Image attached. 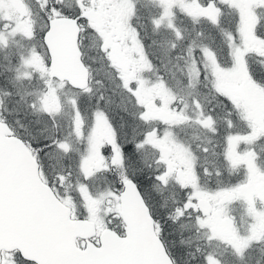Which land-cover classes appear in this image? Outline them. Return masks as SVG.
Here are the masks:
<instances>
[{"label": "snow or ice", "instance_id": "6c2138e0", "mask_svg": "<svg viewBox=\"0 0 264 264\" xmlns=\"http://www.w3.org/2000/svg\"><path fill=\"white\" fill-rule=\"evenodd\" d=\"M5 2L0 0V47H7L8 37L17 34L34 39L36 21L31 10L17 20L15 15H4ZM221 2L235 9L239 17L235 35L224 33L229 61L222 64L214 50L196 45L194 40L187 45L186 86L195 93L189 106L163 76L153 81L143 75L155 65L141 30L132 24L136 15L133 0H90L88 4L77 0L75 13L66 11L62 0H43V53L34 47L27 56L21 55L9 83L14 86L38 74L45 90L30 93L37 97L30 107L47 116L52 125L51 131L47 126L37 128L36 134L26 139L0 115V264H177L164 228L141 191L137 170L132 175L127 172L128 149L140 154L145 148L155 153L152 162L140 158L151 170L152 187L162 194L173 182L181 191L182 199L168 217L172 223L194 222L198 232H206L209 244L219 241L241 260L256 245L264 251V167L258 163L259 154L249 147L264 140V77L257 76L249 63V57L256 56L264 66V34L256 27V9L264 8V0ZM158 3L162 12L152 19L153 28L159 29L167 21L165 26L177 41L184 37L173 22L174 8L193 24L206 19L213 27L219 26L222 13L215 0L206 4L202 0ZM109 9L115 15L98 22L100 13ZM85 30L99 39L110 78L134 102L137 111L128 114L145 125L141 132L133 126L127 140L121 141L107 111L100 106L103 95L94 108L87 109L82 103V97L93 92L91 68L81 50V32ZM176 47L172 43L169 51ZM121 57L128 59L126 65ZM176 59L184 57L178 54ZM65 86L76 90L69 100L73 116L68 134L84 143L74 185L70 183L71 164L55 172L46 162L54 151L65 155L71 151L55 122L63 108L58 91ZM201 89L205 103L199 98ZM85 110L90 120L87 132ZM123 110L127 112V108ZM189 123L218 138L208 143L224 168L202 166L190 145L176 135L175 129ZM201 150L208 153L209 148ZM114 169L120 170L114 186L93 191L89 181ZM225 173L227 184L220 179ZM202 177L209 179L208 186L201 184ZM237 201L245 205L249 217L245 234L228 210V205ZM187 222L181 223V228L189 227ZM188 256L197 264H220L213 253L204 254L200 247Z\"/></svg>", "mask_w": 264, "mask_h": 264}, {"label": "trees", "instance_id": "16d2710c", "mask_svg": "<svg viewBox=\"0 0 264 264\" xmlns=\"http://www.w3.org/2000/svg\"><path fill=\"white\" fill-rule=\"evenodd\" d=\"M207 1V0H204ZM29 4V3H28ZM63 6V5H61ZM219 7L226 8L224 5H221V3L218 5ZM30 7V4H29ZM41 6L39 7V19L37 20V23H35V31H36V37L34 39L28 40L25 38H19L17 35H15V39H11L8 41L7 47H0V106H5V99L6 97L2 89H12V90H25L30 89L28 93L22 96L11 94L10 98H12V101L10 100V105L13 102V106L22 109L21 114L26 117L27 122L30 123L33 122L34 126L37 124L36 121L39 120L40 123L42 122L43 115H38L35 113L34 109L30 107V105L36 101L37 97L35 94L30 93H39L41 92L44 83L39 78L38 74L33 73L31 79H22L21 81L17 82L14 86L9 83V80L13 79L16 75L14 69L19 66L20 64V56L24 55L26 56L28 54L29 44L32 43L33 47L35 46L37 50H40L41 47V40H40V33L43 27V13L40 11ZM66 11H70L72 13H75L76 6L74 8L68 9L64 8ZM142 10V9H141ZM230 15V13H229ZM180 16V13H177V18ZM227 21L233 23V17L230 18L226 16ZM221 23H224V21L220 20L219 25ZM177 25L181 29H185L187 34H183V40L177 41L176 37L169 38L170 33L167 31V29H156L154 30L153 27L149 26L148 24L144 26V28L141 29V37L144 41L146 51L148 56L152 59L153 64L155 65V68L151 72H145L150 80H154L157 78V76H163L165 80L167 81L168 85L172 88V90L177 94L178 97H182L185 101L188 102V104H191L192 96L195 95L192 89L188 88L187 81L185 79V60L187 59L185 52L187 45L195 41L196 45H200L197 41H205L209 39V35L203 34L201 32V35H197L196 30L200 27L202 28V31H208L211 30V24L210 22L206 21L201 24V26L197 29H193L191 25H189L188 22L180 20L178 18ZM183 27V28H182ZM216 27V33H211V42H209V45L211 43L214 50L218 51L219 58L221 59L220 62L224 64L223 58H226V60H229L228 55V47H227V40L225 38L223 31V35L221 34V28L220 30ZM163 33H160V32ZM89 40L87 41V39ZM216 40H219L220 42L217 43L218 46H215ZM39 41V44H38ZM87 43L92 44V48L88 49L86 47ZM99 39L93 35H89V31L85 30L81 32V50L83 52V59L90 65L91 68V78L89 80V83L93 89V92L90 97L85 96L84 97V103L87 107V109L94 108L97 104V98L100 95L104 96V100L100 101V106L104 108L107 111V114L111 118V121L113 125H115L121 141L129 139L133 132H131V129H133V126L136 127L137 132H141L144 130V124L141 123L139 120H133L132 117L129 115L127 118V113H133L137 111V108L135 107L134 102H130V97L125 94L119 87L116 86L115 82L110 78L109 76V68L107 67L106 61L103 59L102 54L99 51ZM172 43H176L177 47L174 52L169 51L170 46ZM18 47V49H17ZM42 51L43 48L41 47ZM162 49H164V54L162 53ZM180 55L184 57V59H176L177 55ZM252 70L255 72H259L264 77V68H260L257 63L253 62ZM9 69H12L11 71ZM28 71H31V69H28ZM99 82V83H98ZM71 89V87H69ZM68 89V90H69ZM73 89V88H72ZM185 89V91H183ZM201 95L200 100L201 103H205V97L203 95V89H201ZM106 95L108 97L113 99H106ZM14 98L17 100L13 101ZM15 102V103H14ZM5 109H9L10 107L5 106ZM122 108H127V112L124 110H121ZM12 112V111H11ZM13 113V112H12ZM0 115L2 113L0 112ZM15 115V114H14ZM12 117V115H10ZM16 116V115H15ZM19 116V115H18ZM59 120V117H57ZM7 119V118H6ZM18 119H22V117H18ZM9 123V118L7 119ZM26 121V120H24ZM60 121V120H59ZM62 122V121H61ZM32 123V124H33ZM11 124V123H10ZM61 127L59 126V130ZM237 130H241L239 127H237ZM129 132V134H127ZM17 133V132H16ZM18 134V133H17ZM210 134V133H209ZM20 135V134H19ZM209 139L213 140V143H215V139L210 134ZM203 140L201 138L193 139L190 143L193 146L194 151L198 155H202L203 151L201 150L203 148ZM260 142V141H259ZM256 142V143H259ZM207 147L212 150L213 145L211 143L206 142ZM199 146V147H198ZM148 148H145V150L137 154L131 149H128L130 155L128 156L126 160V168L129 175L133 174L134 170L136 171V175L139 177L140 185H141V191L146 199V201L149 203V205L152 207L156 218L160 221L162 227L164 228V237L167 242V245L172 252L173 256L177 260V264H188V262L191 260L188 256V253L195 252L194 247V239L191 241L190 244H187L185 242V239L192 238L196 236V231H194L190 226L187 228H180V223H172L169 217V213L173 212V209L177 206L180 200L181 191L178 188V186L173 183L169 182L168 186L163 188L162 194L157 192L152 187V181L150 180L151 176V170L144 167L143 164H141V156L145 157L148 162H152L155 158V156L148 151ZM220 149L217 148L216 151H219ZM260 153V151H258ZM208 161L206 162V165L208 168H213L214 166H219L220 168H224L222 162L215 156V159L207 157ZM202 166L203 164L200 163ZM139 169H143V171H139ZM115 171V173H114ZM119 169L111 170L107 173H100V178L103 180H111L114 179L116 181L119 173ZM112 178V179H111ZM224 183L225 180H227V183L229 181V177L227 173L223 177L220 178ZM212 180H215L213 178ZM114 181V182H115ZM169 198L168 199V197ZM163 201V203H161ZM178 226V227H177ZM184 241L183 244H181V240ZM202 249V248H201ZM203 250V249H202ZM204 253V252H203Z\"/></svg>", "mask_w": 264, "mask_h": 264}, {"label": "rangeland", "instance_id": "374dc122", "mask_svg": "<svg viewBox=\"0 0 264 264\" xmlns=\"http://www.w3.org/2000/svg\"><path fill=\"white\" fill-rule=\"evenodd\" d=\"M13 2H12V0H6L5 4L3 5L4 15H6V16L9 14L15 15L16 19L18 20L20 14H22L24 11L30 9L32 14H33V18L35 19V21L37 23V20L39 19V15H41L39 13V7L41 6L43 0H13ZM15 2L19 3L20 6L23 5V9H22V7H20V8L16 7L14 5ZM89 2H90V0H84L85 4H88ZM28 3L30 4V7H29ZM133 3L135 4L136 15L132 19V24H134L140 30L142 28H144V26L147 24L149 26L153 27L152 19L153 18H159L161 15V12H162V8L159 5L158 0H133ZM202 3L206 4L207 1L202 0ZM220 3H221V5H224L226 8L222 9L221 7H219L218 5ZM215 4L217 7H219L221 9L222 14H221L219 20L224 21V23H221L217 29L220 30V28H221L226 33L231 32V33H233V35H235L236 26H237V22H238V18H239L237 11L233 8L228 7L226 4L222 3L221 0H215ZM62 5H63L62 6L63 8L71 9L77 5V0H62ZM173 11L176 12V16H175L173 22H174L175 26L181 30L182 34H187V33L183 27H182L183 29H181L177 25L178 18H180V20H182V21L188 22L189 25H191L193 27V29L199 28L202 23L207 21L206 19H201L199 23L193 24L189 18H187L186 16H184L180 13L178 8H174ZM177 13H180V16L178 18H177ZM229 13H230V15H229ZM256 14L259 18V22L256 26L257 30L260 31L262 34H264V8L256 9ZM109 15H115V12L111 9H109L107 12L102 11L100 13V15L97 17L98 22L103 23L105 17H107ZM226 16L229 17V20H230V18L233 17V23L227 21L228 18L226 19ZM166 24H167V21H165L164 25H162L159 29L160 30L167 29V31H169L170 36H171L169 38H174L175 35H174L173 31L170 30L169 28H167L165 26ZM198 32H201L203 34L207 33L209 35L208 36L209 39L205 40V41L199 40L197 42L200 43V45H207L212 50H214L212 47L213 43H211L209 45V42L212 41L211 40V33L217 32L216 27L211 26V30H208V31H202V28L200 27L199 29L196 30V33H198ZM160 33H163V32L161 31ZM90 34L93 35L92 33L89 32V35ZM220 35H223V32H221ZM17 36L20 39L24 38L20 34H17ZM11 39H15V36H9L8 37V41H10ZM88 40H89V38L87 39V41ZM219 42H220L219 40H216V43H215L216 47L218 46L217 43H219ZM38 44H39V41H38ZM34 47H33L32 43L29 44V49L27 50L28 53ZM86 47L88 49H91L92 44L87 43ZM93 48H95V47H93ZM17 49H18V47H17ZM38 51L43 53L41 47H40V50H38ZM214 52L216 53V56L220 61L221 59L219 58L218 51L214 50ZM162 53L163 54L165 53L164 49H162ZM222 60L224 61V64H227L229 61V60H226V58H223ZM121 62L126 65L128 63V59L126 57H121ZM253 62L257 63L260 68H264V66L261 65V62H260L258 57H256V56L249 57V63L251 65V68L253 67L252 66ZM253 72L257 76L263 77L262 74H260L259 72H255V71H253ZM143 75L149 79L148 75L145 72L143 73ZM156 79H154V80H156ZM68 89H69V86H65V87L59 89V91H58V95L60 96V102L63 105V108H62V111L60 112V114L55 117V122L58 125V128H59V126L61 127V129L59 131L62 134V136L65 137L68 140L69 144L71 145V151L69 153H67L66 155L62 152L54 151L52 153V158L51 159L46 158V162L48 163V165L52 166V168L55 172L64 171L65 169L62 166H66L68 164H71L72 175H71L70 183L74 185L77 178H78L77 162H78L79 156L83 153L84 143L82 141L77 140V138L75 136L68 134L70 132L69 124L71 123V119L73 116V110H72L71 104L69 103V100L76 94L75 89H72V88L69 90ZM26 90H27V92L25 90H23V91H21V90L17 91V89L16 90H12V89L6 90L4 88V89H2V92L4 95L6 92H10L11 94H16V95L20 96V98H22L23 95H25L26 93H28L30 91V89H26ZM44 90H45V86H43L41 92ZM183 91H185V89H183ZM125 94L127 95V93H125ZM5 96H6V97H4L5 104H6L5 106L10 107V110L5 109L4 108L5 106L4 107L0 106V112L2 113V115L4 117H6L7 119L9 118V124L11 123L10 125L15 130V132H17L18 134H20L21 136H23L27 139V138H30V135L36 134L37 128L47 126L49 128V130L51 131L52 121L47 116H43V118H42L43 123L36 124L34 126L33 122H31V123L29 121L27 122L26 117H24V115L21 114L22 109H18L16 107H14L13 102L10 105V100L12 101V98H10V95H5ZM106 99L109 100V99H113V98H111V97L109 98L108 95H106ZM15 100H17V99L14 98L13 101H15ZM84 100H85L84 97H82L83 105H85ZM177 106L179 107L180 105H177ZM189 106H191V104ZM123 109L124 108H122L121 110H123ZM83 114L85 116V121H86L85 132H87V124L90 123L89 112L87 110H85ZM189 114H191V107H189ZM10 115H12V117ZM18 117H22L23 120L18 119ZM57 117H59L60 121L58 120ZM128 117H129V114L127 113V118ZM24 120H26V121H24ZM138 126L139 125H137L136 127H138ZM237 127H239V125H237ZM144 128H145V126H144ZM132 130L133 129H131V132H133ZM174 131H175L176 135L182 141H184L188 145H190L192 151L199 157V163H202L203 166H207L206 162L208 161L207 157L209 156V153H210V158L215 159V156H213V154H212V150L209 149L208 153L203 152L202 155H198L194 151L193 146L190 144L193 139L201 138L203 140L202 142H204L203 147L207 146L206 142L209 140L210 134L207 131H205L203 128L197 126L195 123H189V124L184 125L181 128L175 129ZM127 134H129V132ZM249 147H251L252 150L255 151L256 153H258V151H260V153H258L260 156V160L258 161V163L261 165V167H264V140H260L259 143H254V144L250 145ZM148 149H149L148 151L155 156V153L153 152V150L151 148H148ZM114 173H115V171H114ZM242 174L243 173L241 172L240 175L242 176ZM114 181H115L114 179H112V181L111 180H103L102 178H100V174H97L91 181H89V183H90L93 191H102L109 186H114ZM214 181L215 180H212L211 183H214ZM225 182H226L225 184H227V180H225ZM209 183H210V181L208 178L202 177V179H201L202 185L208 186ZM70 191H71V189H70ZM180 197L181 198H180L179 202L182 199V194ZM169 198H171L170 195H169L168 199ZM161 203H163V201ZM258 206H259V203H258ZM228 210H229V214L231 216L235 217L236 224H237L238 228L240 229L241 234H245V230H246L247 225L249 223V217L247 216V214L245 212V205L242 202L237 201V202H234V203H231L230 205H228ZM170 213H172V212H170ZM181 223H186V221H182ZM189 223L191 224L190 227L194 231H196V236L189 238V239H185V242L187 244H190L191 241L194 239V243H195L194 250L197 247H200L203 249L204 254H207L209 252L213 253L216 256V258L220 261V264H264V251L261 250V246L256 245V246L250 248L244 254V259L241 260V259H238L233 254L232 249L227 247L225 244L220 243L219 241H215V240L209 244L207 242L206 232L204 230H200L198 232L194 226V222H189ZM180 228H181V226H180ZM180 240H182V239H180ZM188 264H197V262L190 260L188 262Z\"/></svg>", "mask_w": 264, "mask_h": 264}, {"label": "flooded vegetation", "instance_id": "af4514ba", "mask_svg": "<svg viewBox=\"0 0 264 264\" xmlns=\"http://www.w3.org/2000/svg\"><path fill=\"white\" fill-rule=\"evenodd\" d=\"M16 7H18V8H20V7H22V9H23V5L22 6H20V4L19 3H16L15 2V4H14Z\"/></svg>", "mask_w": 264, "mask_h": 264}, {"label": "water", "instance_id": "95a60500", "mask_svg": "<svg viewBox=\"0 0 264 264\" xmlns=\"http://www.w3.org/2000/svg\"><path fill=\"white\" fill-rule=\"evenodd\" d=\"M12 2H13V0H12ZM14 3V2H13Z\"/></svg>", "mask_w": 264, "mask_h": 264}]
</instances>
